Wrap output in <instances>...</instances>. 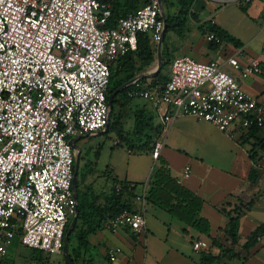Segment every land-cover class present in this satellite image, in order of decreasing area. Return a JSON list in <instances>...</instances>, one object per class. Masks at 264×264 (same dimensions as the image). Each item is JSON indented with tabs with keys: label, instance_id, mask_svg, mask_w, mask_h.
Wrapping results in <instances>:
<instances>
[{
	"label": "built area",
	"instance_id": "built-area-1",
	"mask_svg": "<svg viewBox=\"0 0 264 264\" xmlns=\"http://www.w3.org/2000/svg\"><path fill=\"white\" fill-rule=\"evenodd\" d=\"M115 1L0 0V264L18 235L27 248L64 254L66 229L78 209L70 141L108 129L111 65L137 51L140 34L156 44L162 39V0H148L107 28ZM207 41L222 44L214 34ZM244 58V50L209 62L180 57L161 92L137 80L129 96L151 103L164 129L180 116L232 134L262 129L264 104L239 79L263 75L264 64H243ZM163 148L156 142L155 159ZM253 165L264 169V155ZM191 173L186 167L184 178ZM146 226L145 213L124 211L109 221L113 233L128 228L141 234ZM122 253L110 248L108 259L115 262Z\"/></svg>",
	"mask_w": 264,
	"mask_h": 264
},
{
	"label": "crops",
	"instance_id": "crops-1",
	"mask_svg": "<svg viewBox=\"0 0 264 264\" xmlns=\"http://www.w3.org/2000/svg\"><path fill=\"white\" fill-rule=\"evenodd\" d=\"M243 1L201 0L198 4L200 7L197 6L195 9L201 23L207 21L214 23L239 41L241 43L239 47L224 43L218 48H210L209 44L203 40L204 36L199 31V25L194 22L198 30L195 33L191 31L186 39H180L183 42L182 54L177 58L189 56L198 61L204 59L209 62L217 60L219 57L227 58L238 50H244L243 64H248L253 59H258L264 64V0H252L251 3L247 4V12H244L241 8L242 5L246 6L245 1V4H242ZM223 3H238L240 4L237 7L239 11L235 9L229 13L231 16L222 17V21H217L218 14L216 16L214 14L217 11L218 4ZM202 7L205 8L201 10ZM208 12L211 13L210 16L206 15ZM230 17L232 18L230 19ZM158 44H153L154 47H157V52ZM169 45L172 51L171 43ZM177 58H174V60ZM227 70L236 75L230 69L227 68ZM170 75L171 65L168 68L169 78ZM151 79H147L148 82ZM239 80L246 92L264 104V74ZM148 84H146L147 87ZM135 100L140 102H135ZM133 101V121L126 133H133L135 114L142 109H145L154 117L153 125L159 130L157 134H152L150 142L144 140L140 144L131 145L130 154H133L137 149H149L151 151L152 163L146 173L142 175L143 179L139 182L134 178H130L131 175L129 174L124 180L133 186L137 185V189L133 194H127L126 202L131 212L145 213L147 226L141 234H135L128 228H122L118 233H113L109 226L97 231L90 237L92 249L87 258L91 256L94 258V264H96L92 253L95 249L101 254L99 264H128L130 262L132 264H203L205 257L220 254H222V259L215 264H264V169L258 170L253 165V161L264 155V149L259 145L264 140V128L254 138H248L250 131H235L234 134L222 132L226 135L223 139H214L207 134L205 135L200 129L195 136V139L200 142H197L198 149H192L181 142V145H184L182 147L172 136L176 133L181 135L184 128L188 129L183 127L182 120H179L189 118L188 116H180L175 119L168 127L167 134L164 135V124L161 116L151 103L143 99H134ZM157 116L160 118L159 121H157ZM198 124L202 123L198 122ZM207 128H209L208 125ZM96 135L102 134L98 133ZM88 137L86 135L78 137L75 139V145L80 143L87 151L86 138ZM252 140L255 141L254 146L247 150L245 145ZM118 141L120 145L123 143L120 139ZM158 141L164 142V148L161 155L155 159L153 152ZM230 142L233 143L235 148L229 146ZM236 149L239 150L234 153ZM80 151L82 161H85L82 157L83 151ZM194 151L197 152L190 154ZM161 160L168 164L172 176L177 181L181 180V185L204 201L201 217L210 222L211 235L221 241L223 248L212 246L211 240L205 235L200 234L202 237L195 238L192 234L193 231H190V229L186 234L183 233L185 228L174 231L172 228L173 222L169 215H160L156 209H163L146 203L150 190L149 181ZM186 167H190L192 170L191 177L188 179L183 176ZM252 176H254L255 181H251ZM85 184L87 185V179ZM106 184H108L107 190L95 195L101 206L104 205L110 190L111 179H107ZM92 189L94 188L92 187ZM149 211L152 212L153 216L148 219L147 214ZM163 211L169 214L167 211ZM156 215L160 216L161 219ZM237 216L240 219L238 243L234 245L227 241L222 231L228 229L231 218ZM260 228H263L262 232L255 237V232ZM194 242H205L208 248L195 251ZM110 248H121L123 250L122 255L115 262L108 259Z\"/></svg>",
	"mask_w": 264,
	"mask_h": 264
},
{
	"label": "trees",
	"instance_id": "trees-1",
	"mask_svg": "<svg viewBox=\"0 0 264 264\" xmlns=\"http://www.w3.org/2000/svg\"><path fill=\"white\" fill-rule=\"evenodd\" d=\"M201 0H162L165 13L167 28L163 39V68L150 83L147 79H141V82L151 90L161 92L163 87L170 79L166 69L172 65L174 58L171 56V49L168 43V35L174 33L179 39H186L192 31V23L196 22L199 25L200 33L206 38L209 34H214L221 39L222 44L229 43L235 47L240 46V42L229 35L226 31L207 21L201 23L195 9ZM241 2V1H240ZM148 3V0H116L113 4L112 17L106 26L107 28H115L119 20L127 18L130 14L135 13ZM246 6H241L244 12H247ZM200 6H198L199 8ZM205 7H202L203 10ZM208 42V41H207ZM153 38L150 34H140L138 37L137 51L131 52L123 58L117 60L111 65V79L107 93V99L115 91L126 84H129L114 98V108L110 113V124L108 131L111 129L118 130V137L122 142L140 144L144 140L150 142L152 134H157L158 129L154 127V117L151 116L145 109L139 110L135 114L134 131L131 134L125 132L122 128L121 113L116 115V110L125 108L132 103L134 98L129 96V93L135 88L133 83L138 77L147 75V70L157 61V47H154ZM210 48L215 49L221 45L208 42ZM157 68L150 71L155 73ZM150 75V73H148ZM139 80V79H137ZM136 80V81H137ZM114 120V123H112ZM263 129V128H262ZM254 128L250 130L248 138H254L262 130ZM259 145L264 149V140ZM76 164V161H75ZM90 164V163H89ZM86 164V167L89 166ZM78 176V210L79 217L75 229L73 230L68 244V252L70 253L73 264H94V258L87 255L91 248L90 237L97 231L109 226L110 219L120 215L124 211H129L130 207L126 202L127 194H133L137 185H132L128 181H118L113 179L108 195L106 196L103 206L99 204L98 198L94 195L93 189L85 184L86 175L79 180ZM251 181H255L254 176ZM149 193L146 198V203L156 205L157 207L167 211L172 217L181 221L186 227L195 230L199 234L207 236L211 240L212 246L223 248L221 241L213 238L211 235L210 222L201 217V212L204 206V201L196 194L188 190L186 187L178 183L168 167V164L163 160L154 170V173L149 181ZM239 216L231 218L229 228L222 232L230 244L238 243V227ZM69 222L66 234L70 228ZM263 228L257 230L254 234L257 237ZM183 233H188V229H183ZM195 243V242H194ZM66 260L67 257L63 255ZM222 259V254L218 256L205 257L203 264H215ZM40 260V259H39ZM41 261V260H40ZM69 264L68 260L66 261ZM3 264V262H2Z\"/></svg>",
	"mask_w": 264,
	"mask_h": 264
},
{
	"label": "rangeland",
	"instance_id": "rangeland-1",
	"mask_svg": "<svg viewBox=\"0 0 264 264\" xmlns=\"http://www.w3.org/2000/svg\"><path fill=\"white\" fill-rule=\"evenodd\" d=\"M147 0H142V2H145ZM208 1V0H206ZM242 4H245L244 1ZM218 8H216V13L214 16L218 14V17L216 18L217 21H222V17H229L231 16L229 13L236 9V11H239L237 7L240 6L238 3H223L218 4ZM223 8V9H221ZM222 10V12L220 11ZM207 16H210L211 13H206ZM243 15V14H240ZM244 17V16H241ZM232 17H230L231 19ZM247 21V20H245ZM248 22V21H247ZM249 23V22H248ZM233 24V23H232ZM192 33H195L198 28H196V24L192 23ZM230 26V25H228ZM234 32V31H233ZM168 43H171V56L173 58H177L180 54H182V44L183 42L174 34L170 33L168 35ZM204 42L208 43L206 41V38L204 37ZM202 62H206V60H201ZM158 67V59L157 61L148 68V73L151 74L150 71L155 70ZM168 72V68L166 69V73ZM150 82V80H149ZM134 102V101H132ZM135 102H140L139 100H135ZM133 105L130 103L125 108H120L118 111L116 110V115L121 113L122 120L121 125L122 128L125 130V132L131 127L132 121H133ZM160 118L157 116V121H159ZM182 120L183 127H187L186 130L184 128L183 134L179 135V133H176L172 136V138L180 143L181 142L192 149H198V140L195 139L196 134L199 133L200 129L201 131L206 135H209L211 137L223 139L225 133H222L217 128L213 127L212 124H209L205 121H199L194 118H183L179 119ZM202 123V124H198ZM114 123V120L113 122ZM206 124V125H204ZM207 125L209 128H207ZM167 128L163 129L164 135L167 134ZM118 130L111 129L110 132H105L102 135H91L88 138H86V145L88 150L86 151L85 147L82 146L80 143H77V149L83 151L82 157L85 159V161H82L81 158V164L79 169L78 176L80 177L79 180L82 179L83 176L86 175L87 179V185L92 186L94 195L100 194L103 191L107 190L108 184H106L107 179H111V184H113V179L124 181L127 176L130 174V178H134V180H137L140 182L142 180V175L146 173V171L150 168L152 163V157H151V151L149 149H143V150H136L133 152V154H130L131 149V143L123 142L121 145L119 144V137H118ZM171 137V135H170ZM169 139V136H168ZM254 140H252L250 143H246L245 148L247 150H250L254 146ZM200 143V142H199ZM182 147L184 145H181ZM225 146V145H223ZM229 146L231 148H235L233 143L230 142ZM184 147V148H189ZM190 149V148H189ZM239 150V149H238ZM238 150L236 149L234 153ZM210 151L214 152L210 149ZM197 151H194V154ZM76 153V152H75ZM240 153V151H239ZM76 155V154H75ZM86 163H90L88 167H86ZM91 187V188H92ZM156 209V208H155ZM160 215L165 214L169 215V218L173 222V229L174 231L180 230L182 228L190 229L186 227L181 221H179L176 218H173L170 216V214H166L163 210L156 209ZM148 219L153 216L152 212L149 211ZM160 218V216L156 215ZM161 219V218H160ZM70 221H73V217L70 218ZM72 224V222H71ZM70 224V226H71ZM190 231H193V236L195 238L202 237L198 232H196L193 229H190ZM191 233V232H190ZM189 239L191 240V237L189 236ZM94 257H95V263L99 264L101 261V254L97 250L92 251ZM41 261H40V260ZM68 260V259H67ZM66 258L63 255H49L47 253H43L38 250H33L30 248L25 247L22 244L21 237L18 235L13 241V244L10 246L8 250V256L3 260V264H67Z\"/></svg>",
	"mask_w": 264,
	"mask_h": 264
},
{
	"label": "water",
	"instance_id": "water-1",
	"mask_svg": "<svg viewBox=\"0 0 264 264\" xmlns=\"http://www.w3.org/2000/svg\"><path fill=\"white\" fill-rule=\"evenodd\" d=\"M162 17H163L165 26H164V31L162 33V39H161V41L158 44V52H157L158 67H157V71L155 73L150 74V75H142V76L137 78L139 80L154 78L157 74H159L161 72V70L163 68L164 61H163L162 49H163V39H164L165 31H166V28H167V24H166L167 18H166V13H165V9H164L163 3H162ZM128 85L129 84L124 85L123 87H121L120 89L115 91L112 95H110V97H109L110 112H112L113 108H114V98H115V96H117L121 91H123ZM106 131H108V129ZM106 131L100 132L99 134H103ZM75 141L76 140L70 141V144H71L73 150L76 152V164H75V175H74V181H73V188H74V191H75V198H76V200L78 202V174H79L80 162H81V151L77 149V146L75 145ZM78 217H79V210L77 209L76 214L73 217L72 224H71L70 228L68 229V232H67V234L65 236L64 253H65V255H66L67 259H68L69 264H73V262L71 260V257H70V253L68 252L69 238H70L73 230L76 227V224H77V221H78Z\"/></svg>",
	"mask_w": 264,
	"mask_h": 264
}]
</instances>
